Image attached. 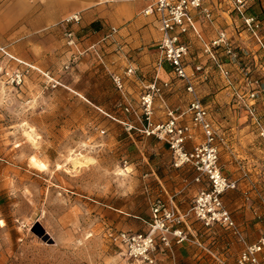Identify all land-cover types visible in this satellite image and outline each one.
<instances>
[{
	"label": "rangeland",
	"instance_id": "374dc122",
	"mask_svg": "<svg viewBox=\"0 0 264 264\" xmlns=\"http://www.w3.org/2000/svg\"><path fill=\"white\" fill-rule=\"evenodd\" d=\"M146 3L0 0V264H137L107 241L105 229H141L137 217L148 219L163 194L159 177L174 184L177 174L195 175L172 166L164 143L127 132L72 91L61 93L69 82L93 91L78 87L91 76L78 66L83 54L73 58L64 44L61 19L78 11V47L86 49L85 40L97 43L105 59L110 45L101 38L113 24V7ZM86 15L92 21L84 25ZM45 18L49 22L39 26ZM119 95L103 96V109L135 122L117 104ZM25 131L35 134L36 145ZM189 233L201 248V239Z\"/></svg>",
	"mask_w": 264,
	"mask_h": 264
},
{
	"label": "built area",
	"instance_id": "2783aa9c",
	"mask_svg": "<svg viewBox=\"0 0 264 264\" xmlns=\"http://www.w3.org/2000/svg\"><path fill=\"white\" fill-rule=\"evenodd\" d=\"M253 3V0H148L143 13L156 23L159 38L151 81L143 85L136 106L127 96L125 84L127 79L137 77V67L128 65L122 74L110 73L122 97V112L135 122L111 118L129 133L138 132L164 143L170 150L173 167L190 168L195 171V182L206 183L193 199L192 212L205 227L220 225L237 236L243 247L236 264H262L258 255L264 250V235L255 242H247L223 203V194L236 189L237 183L222 172L219 145L224 144L225 137L209 119V106L203 102L198 85L208 81L211 71H216L226 86L232 88L233 102L253 119L264 139V128L257 116L258 98L264 88V18L262 13L251 11ZM217 9L225 12L229 29L218 28L216 35L207 40L203 28L213 25ZM80 21L78 11L61 19L59 28L64 44L73 51V58L92 51L103 62L97 43H91L86 49L78 47L76 27ZM116 31V27H109L101 41H107ZM192 39L199 41L198 48H193ZM164 70L170 78L160 77ZM235 71L240 75L238 86L234 84ZM13 80L19 84L21 74L17 72ZM176 86L184 89L185 104L165 105L166 118L157 120L155 99L163 100L164 91H172ZM198 134L200 139L188 148L187 143ZM137 218L145 228L108 227L103 234L111 245L137 264H162L165 258L173 259L175 246L195 242L184 215L172 200L155 199L149 218Z\"/></svg>",
	"mask_w": 264,
	"mask_h": 264
},
{
	"label": "crops",
	"instance_id": "0c3cea01",
	"mask_svg": "<svg viewBox=\"0 0 264 264\" xmlns=\"http://www.w3.org/2000/svg\"><path fill=\"white\" fill-rule=\"evenodd\" d=\"M253 2L251 11L262 13L264 18V0H253ZM147 4L148 0L143 8L140 4L113 7V24L109 27H116L117 31L106 42L110 46L106 48L108 51L105 53L107 56L105 55L104 61L86 52V55L83 54V58H80L82 62L78 64L89 77L91 76V79L82 82V85L78 87L92 88L93 91L83 92L73 82H69L62 84L66 90L62 88L61 93H65L68 97L69 91H72L81 98H78L79 102L90 104L109 117L117 118L104 110L102 106L104 97L111 96L113 93L119 94L105 77L111 72L122 74L126 66L133 65L137 67V77L127 79L125 89L127 96L136 106L143 91V85L151 81L154 59L157 55L156 41L159 38L156 23L143 13ZM214 15L213 25L203 28L204 38L207 40L216 35L218 28H228L230 22L222 10L217 9ZM129 17L133 19L129 21ZM89 18L90 15L85 16L84 25L92 21ZM49 20L45 18L38 25L44 26ZM262 34L264 36V25ZM91 43L87 40L83 42L86 47ZM192 43L194 49L199 47L198 40L192 39ZM221 58L224 59L222 54ZM170 76L166 70L160 72L162 79H168ZM234 76V84L238 86L240 75L235 71ZM198 90L203 102L209 106V119L225 137L224 144L219 145L220 165L228 177L237 183L236 189L228 190L223 194V203L245 240L255 242L264 235V139L260 137L259 128L253 124V119L233 102L232 88L226 86L224 79L216 71H211L208 81L198 85ZM186 98L187 95L182 87L176 86L172 91L165 90L163 100L157 99L154 103L155 116L165 119V105L183 106ZM117 102L119 105L122 104L120 95ZM257 107V116L264 128V88L258 98ZM200 137L198 134L187 143V147L190 148ZM179 171L183 172L181 169ZM176 176L175 178H179V181L174 184L168 183L167 177H159L163 190L160 199L165 202L172 200L174 206L184 215L188 231L201 239L204 244L200 247L204 249L202 251L194 243L175 246L173 259L165 258L162 264H236V258L243 247L237 236L230 229L220 225L205 227L192 216L193 198L196 192L203 188L205 182H195L194 175L188 178L178 177V174ZM139 228H145L144 224H141ZM258 256L264 264V250Z\"/></svg>",
	"mask_w": 264,
	"mask_h": 264
},
{
	"label": "bare ground",
	"instance_id": "6f19581e",
	"mask_svg": "<svg viewBox=\"0 0 264 264\" xmlns=\"http://www.w3.org/2000/svg\"><path fill=\"white\" fill-rule=\"evenodd\" d=\"M24 135H25V137L33 144V145H36V139H35V137H34V135H32V133L30 132V131H25L24 132ZM83 157V156H82ZM81 160V159H80ZM78 161V160H77ZM74 162V161H73ZM84 162V161H83ZM79 163H82V162H80L79 161ZM78 163V164H79ZM85 163V162H84ZM74 164V163H73ZM76 166V165H75ZM77 167V166H76Z\"/></svg>",
	"mask_w": 264,
	"mask_h": 264
},
{
	"label": "trees",
	"instance_id": "16d2710c",
	"mask_svg": "<svg viewBox=\"0 0 264 264\" xmlns=\"http://www.w3.org/2000/svg\"><path fill=\"white\" fill-rule=\"evenodd\" d=\"M92 24H94V23H92Z\"/></svg>",
	"mask_w": 264,
	"mask_h": 264
}]
</instances>
